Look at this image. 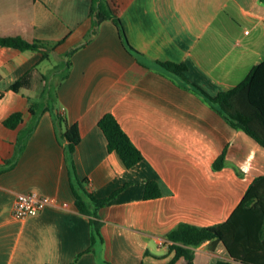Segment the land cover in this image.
<instances>
[{"label": "crops", "instance_id": "0c3cea01", "mask_svg": "<svg viewBox=\"0 0 264 264\" xmlns=\"http://www.w3.org/2000/svg\"><path fill=\"white\" fill-rule=\"evenodd\" d=\"M102 1L112 17L96 22L99 0H0V36L47 42L0 44V264H184L166 234L179 222L224 221L264 175V147L159 63H183L210 94L237 85L264 59V3ZM61 108L80 133L73 159L84 187L98 198L115 192L97 209L102 239L93 244L54 126ZM14 112L21 120L9 127ZM106 112L143 154L130 168L107 148L98 126ZM147 180L160 196L143 197ZM29 192L48 201L13 216L17 194ZM209 243L191 246L196 264L229 257L222 242Z\"/></svg>", "mask_w": 264, "mask_h": 264}, {"label": "trees", "instance_id": "16d2710c", "mask_svg": "<svg viewBox=\"0 0 264 264\" xmlns=\"http://www.w3.org/2000/svg\"><path fill=\"white\" fill-rule=\"evenodd\" d=\"M261 1L264 3V0ZM94 15L96 22L112 17L109 6L102 0L96 3ZM115 22L124 35L118 19H115ZM46 43L42 40L28 41L19 36H0L1 45L20 49H36ZM128 46L131 47L129 44ZM159 63L177 74L182 83L199 93L231 126L242 129L264 147V59L256 63L237 85L215 94H210L196 83L188 81L183 75L185 70L183 63L171 61ZM11 87L15 89L17 84ZM30 109L34 114L33 107ZM52 117L58 136L65 142L66 162L76 205L81 212L91 216L93 244L102 239L97 209L108 203L115 196V192L98 198L84 187L83 183L87 178H80L77 174L73 159L75 146L80 140L79 130L76 124H69L64 115L57 110L52 112ZM20 120L21 113L14 112L4 119V123L14 127ZM98 126L106 137L108 150L118 156L124 167L130 168L143 159V154L120 126L113 113H104L98 120ZM224 163L225 152L222 151L214 160L213 166L220 168ZM160 195L161 190L157 181L147 180L143 197L147 199ZM166 237L172 241L170 248L175 250L174 258L182 256L184 264H196L191 246H197L206 240H209L212 249L216 243L222 242L228 252V258H219L214 264H264V175L256 176L250 182L224 221L211 225L179 222Z\"/></svg>", "mask_w": 264, "mask_h": 264}, {"label": "built area", "instance_id": "2783aa9c", "mask_svg": "<svg viewBox=\"0 0 264 264\" xmlns=\"http://www.w3.org/2000/svg\"><path fill=\"white\" fill-rule=\"evenodd\" d=\"M63 110L64 108H61V114H63ZM47 201V197L36 192L19 193L13 202L12 215L17 218L35 215L44 207Z\"/></svg>", "mask_w": 264, "mask_h": 264}]
</instances>
